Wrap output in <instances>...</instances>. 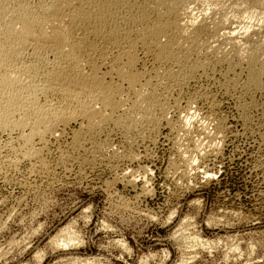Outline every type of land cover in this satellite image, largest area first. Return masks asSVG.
<instances>
[{
  "label": "bare ground",
  "instance_id": "6f19581e",
  "mask_svg": "<svg viewBox=\"0 0 264 264\" xmlns=\"http://www.w3.org/2000/svg\"><path fill=\"white\" fill-rule=\"evenodd\" d=\"M201 80L252 129L264 114V0H0V175L19 161L44 169L72 123L70 153L131 163L165 125L172 169L189 180L232 133L208 84L192 91Z\"/></svg>",
  "mask_w": 264,
  "mask_h": 264
},
{
  "label": "rangeland",
  "instance_id": "374dc122",
  "mask_svg": "<svg viewBox=\"0 0 264 264\" xmlns=\"http://www.w3.org/2000/svg\"><path fill=\"white\" fill-rule=\"evenodd\" d=\"M207 82L192 91L208 84L233 134L189 180L172 169L179 160L165 125L155 142L135 148L141 157L132 163L121 154L70 153L79 128L72 123L43 152L44 169L19 161L4 171L0 264H264V114L256 111L245 128L235 99ZM112 136L122 153L119 135ZM66 151L73 160L65 161ZM129 172L136 182H126Z\"/></svg>",
  "mask_w": 264,
  "mask_h": 264
}]
</instances>
